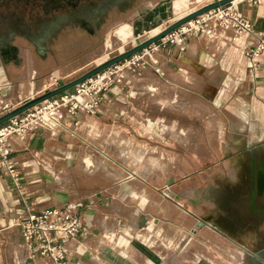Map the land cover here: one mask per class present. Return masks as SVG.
Masks as SVG:
<instances>
[{
    "label": "rangeland",
    "instance_id": "1",
    "mask_svg": "<svg viewBox=\"0 0 264 264\" xmlns=\"http://www.w3.org/2000/svg\"><path fill=\"white\" fill-rule=\"evenodd\" d=\"M215 1L150 2L154 21L147 18L152 11L144 0L120 5L106 17L98 37L89 39L88 51L62 68L43 71L25 96L6 100L0 116L127 51L135 38L153 37ZM112 5L109 1L102 10ZM141 8L144 23L133 30L127 25L107 39L119 25L134 27ZM173 47L160 41L100 74L115 102L109 114L117 129L113 132L101 118L93 124L102 157L97 160L88 151L79 157L86 136L78 131L69 136L79 154L68 167L54 154L59 149L52 141L56 168L41 199L51 196L52 208L59 207V193L74 192L70 203L81 204L77 215L84 233L68 242L63 264H264V214L252 211L253 203L257 210L264 208V183L258 187L264 181L259 178L264 175V116L256 118L259 110L246 101L252 94L240 93L235 79L232 91H225L220 75L200 76L188 66L178 74L183 55H170ZM166 57L172 61L168 65ZM160 111L166 112L162 118L150 117ZM96 185L102 186L100 195H93ZM73 222L58 224L64 228ZM4 225L0 222V264H48L40 254L28 255L16 222L10 238L1 232ZM18 236L25 260L15 248Z\"/></svg>",
    "mask_w": 264,
    "mask_h": 264
},
{
    "label": "crops",
    "instance_id": "2",
    "mask_svg": "<svg viewBox=\"0 0 264 264\" xmlns=\"http://www.w3.org/2000/svg\"><path fill=\"white\" fill-rule=\"evenodd\" d=\"M135 1L120 0L105 11L96 7L93 10L82 9L77 15L63 18L52 17V21L43 24V26L39 25L36 29L34 28L32 37L29 34L26 36L24 33L20 35L13 33L9 37H5L12 21L9 19V11L0 10L1 96L9 101L14 96H25L33 88L36 79L42 75L43 71L62 68L65 64L76 61L82 53L88 51L89 39L98 37L100 29L104 27L106 14L115 13L120 5ZM144 1L150 4L149 8L152 11V14L147 18L154 21L156 14L151 9L150 2L156 3L160 0ZM260 2V4L257 3V0L236 2L239 12L252 26L250 35L234 40L233 33L226 30L218 39L189 37L185 42L184 51H180L178 47L168 49L170 55L173 52H177V55H183V66L176 68L178 74L183 73L184 75L186 66H188L193 67L194 71L200 76L220 75L227 82L225 83V91L227 89L229 91L230 84L235 79V82L239 85L240 93L252 94V100L246 97V101L247 103L251 102L252 107L259 110L256 118L264 116V0H260ZM143 13L142 8L135 12V17L138 16L140 21L134 27L130 24L119 25L108 33L107 39L113 37L116 30H122L127 25L132 28L131 30L137 29L142 22L144 23V19L140 16ZM261 42L262 44H260ZM259 45H262L263 49L257 51L256 48ZM255 51L257 65L255 69H252L250 57L252 52ZM164 61L166 63L164 65L172 62L169 57H166ZM160 78H162V75H160ZM230 91L232 90L230 89ZM112 103H115L113 96L110 92H107L106 101L98 107L95 114H82L79 117L78 131L83 133L86 136V141L93 146V152L90 156L97 160L102 157L101 144L98 140L99 136L91 129L93 124H98L99 118H101L102 122L108 121V125L111 126L113 132H117L109 114V107ZM74 121L72 117H67L69 126ZM71 128L73 127L71 126ZM58 133L57 135L48 130L37 131L31 134L26 141L17 142L14 146L12 157L17 163L18 171L22 176L21 193L14 187L5 171L0 168V222H5V225L1 226L3 228L1 232L6 235V238H10L17 232L16 227L12 225L14 222L26 217L28 214L39 215L43 211L52 208L51 196L41 199L44 194L43 189L50 187L52 184V170L55 171L56 168L52 166V141L56 142L59 149L54 154L58 155L60 157H58L59 161H63L62 163L68 167L73 163L76 155L79 154L71 145L73 144L72 139L69 137L71 134L68 132ZM93 141H96V143ZM62 143H64L63 146ZM95 145L98 148L94 147ZM88 150L89 148H85L84 151L81 149L79 157H83L84 152ZM96 173L93 175H96ZM72 185V187L79 189L76 183L73 182ZM101 189L102 186H94L92 189L94 190L93 195H100L99 190ZM70 193L68 195L69 202L72 198ZM215 226L218 228L217 223H215ZM17 242L15 248L16 250H22L20 253L25 256H23L25 260L28 257L24 254L25 250L22 249L20 236H18Z\"/></svg>",
    "mask_w": 264,
    "mask_h": 264
},
{
    "label": "built area",
    "instance_id": "3",
    "mask_svg": "<svg viewBox=\"0 0 264 264\" xmlns=\"http://www.w3.org/2000/svg\"><path fill=\"white\" fill-rule=\"evenodd\" d=\"M257 3L260 4V0H257ZM226 30L233 33L234 40L248 36L252 32L250 22L239 12L236 2L186 23L161 40V43L175 44L180 51H184L187 38L218 39ZM260 49H263L262 45L256 48L257 51ZM255 56L256 51L252 52L250 57L252 69L256 68ZM100 74L62 95L33 107L0 127V168L9 176L19 193L22 190V176L12 157L14 146L17 142L26 141L31 134L37 131L48 130L53 134L68 132L71 136L77 135L79 117L82 114H95L98 107L106 101L108 85ZM6 105V100L0 94V108ZM67 117L75 120L71 125L73 128L67 124ZM82 141L86 149H91L88 152H93V146L86 139ZM79 207L81 204L63 203L39 215L28 214L18 220L16 226L19 228L28 255L33 257L40 254L48 264L66 262L64 259H67L69 255L68 242L84 234L81 216L77 215ZM64 219H73L74 222L61 228L58 222Z\"/></svg>",
    "mask_w": 264,
    "mask_h": 264
},
{
    "label": "flooded vegetation",
    "instance_id": "4",
    "mask_svg": "<svg viewBox=\"0 0 264 264\" xmlns=\"http://www.w3.org/2000/svg\"><path fill=\"white\" fill-rule=\"evenodd\" d=\"M109 1L115 3L113 0H0V10L9 11V19L12 21L5 37L13 33L19 35L24 33L26 36L29 34L32 37V30L52 21V17L77 15L82 9L93 10L96 7L102 10V6H106ZM108 15L106 14V17ZM261 176L262 173L259 176L260 180ZM263 183L264 181H259L258 187H263ZM252 211L264 214V208L257 210L255 203Z\"/></svg>",
    "mask_w": 264,
    "mask_h": 264
},
{
    "label": "water",
    "instance_id": "5",
    "mask_svg": "<svg viewBox=\"0 0 264 264\" xmlns=\"http://www.w3.org/2000/svg\"><path fill=\"white\" fill-rule=\"evenodd\" d=\"M235 1L236 0H217L215 2H212L206 6H203L202 8L184 16L183 18L172 23L165 30H163L162 32H160L159 34H157L153 37H150L144 41H141L139 38H135L136 45L133 46L132 48L128 49L127 51L119 53L116 56H113L112 58L106 60L105 62H103L100 65L93 67L91 70H89L86 73H84L83 75L75 78L74 80H71L67 83H64L60 87L49 90V91L41 94L40 96L26 100L23 104H21L17 108H14L12 111L7 112L6 114L0 116V127L4 124L8 123L10 120H12V119L22 115L23 113L27 112L28 110L32 109L33 107L72 90L76 86H78V85L84 83L85 81H87L88 79L104 72L105 70L111 68L112 66H115L118 63L123 62L124 60H127L131 56L136 55L145 49H148L149 47L160 42L165 37H167L168 35H170L174 31H176L177 29H179L180 27H182L186 23H188L192 20H195L198 17L203 16V15H205L211 11H215L217 9L225 7V6L231 4ZM63 195L65 196V198L62 199V203L67 204L69 202L68 196H66L65 194H63Z\"/></svg>",
    "mask_w": 264,
    "mask_h": 264
},
{
    "label": "bare ground",
    "instance_id": "6",
    "mask_svg": "<svg viewBox=\"0 0 264 264\" xmlns=\"http://www.w3.org/2000/svg\"><path fill=\"white\" fill-rule=\"evenodd\" d=\"M239 1H241V0H236L235 2H239ZM148 123H149V124H155L156 122H153V121L151 122V121L149 120ZM85 157H86V156H85ZM83 158H84V157H83ZM88 159H89V158H88ZM83 161H84V160H83ZM90 163H91V162H90ZM82 164H83V163H82ZM85 164H86V163H85ZM91 164H92V163H91ZM91 164H90V165H91ZM86 165H87V164H86ZM90 165H89V166H90ZM82 166H83V165H82ZM89 168H90V167H89ZM85 170H86V168H85ZM263 178H264V175L261 176V179H263ZM57 180H58V179H57ZM57 180H56V181H57ZM58 198H59L60 200H62V199L65 198V196L63 195V193H59ZM217 229H218V228H217Z\"/></svg>",
    "mask_w": 264,
    "mask_h": 264
},
{
    "label": "trees",
    "instance_id": "7",
    "mask_svg": "<svg viewBox=\"0 0 264 264\" xmlns=\"http://www.w3.org/2000/svg\"><path fill=\"white\" fill-rule=\"evenodd\" d=\"M164 114H166L165 111H160V113L158 114H151L150 117L151 118H162ZM166 119L171 120V117L166 116Z\"/></svg>",
    "mask_w": 264,
    "mask_h": 264
}]
</instances>
